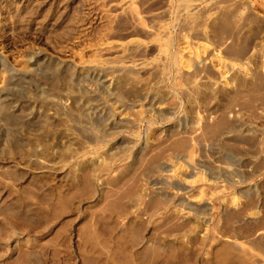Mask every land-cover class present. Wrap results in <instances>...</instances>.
I'll list each match as a JSON object with an SVG mask.
<instances>
[{
  "label": "rangeland",
  "instance_id": "1",
  "mask_svg": "<svg viewBox=\"0 0 264 264\" xmlns=\"http://www.w3.org/2000/svg\"><path fill=\"white\" fill-rule=\"evenodd\" d=\"M0 89V264H264V0H0Z\"/></svg>",
  "mask_w": 264,
  "mask_h": 264
},
{
  "label": "bare ground",
  "instance_id": "2",
  "mask_svg": "<svg viewBox=\"0 0 264 264\" xmlns=\"http://www.w3.org/2000/svg\"><path fill=\"white\" fill-rule=\"evenodd\" d=\"M29 55V54H28ZM27 57V56H26ZM35 58V57H34ZM41 59V58H40ZM43 60V59H42ZM37 61V60H36ZM39 61V60H38ZM37 61V62H38ZM45 61V60H44ZM3 63V62H2ZM36 63V62H35ZM41 63V62H40ZM45 63V62H44ZM42 64H39V63H37L36 65L34 64L33 65V67L35 66V67H37L38 66V68L40 67V69L42 68V66H41ZM44 66H45V64H43ZM32 67V68H33ZM44 69V68H43ZM31 70L32 69H30V70H25V72H24V74H27L28 72H31ZM34 70V69H33ZM42 71V70H41ZM44 71H46V70H44ZM18 74V73H17ZM16 74V75H17ZM21 74V73H20ZM31 74V73H30ZM18 76H20V75H18ZM24 78V77H23ZM30 79V78H29ZM98 83V82H97ZM101 84V83H100ZM99 84V85H100ZM102 85V84H101ZM4 86V85H3ZM104 86V85H103ZM8 89V88H7ZM105 89V88H104ZM107 91V90H106ZM152 95V94H151ZM153 95H155V94H153ZM160 96V95H159ZM146 97H147V95H146ZM151 98H153V97H151ZM159 98V97H158ZM157 98V99H158ZM154 99H155V97H154ZM8 101H7V98L4 96V89H0V117H1V119H4V122H5V120H8V118H9V114H10V112H11V115H12V113L15 111V109H16V105H12V103H7ZM8 104V106L10 105V109H8V111H5V110H3V108H2V105L4 106V105H7ZM90 109V108H89ZM97 109V108H96ZM102 109V108H101ZM91 110H92V108H91ZM90 110V111H91ZM95 111H97V110H93L92 112H94V113H96L95 114V118L96 119H98V118H100L101 116H102V113H103V111L102 112H95ZM108 112V111H107ZM105 113V112H104ZM111 115V114H110ZM91 118V117H90ZM96 119H93L92 118V120L93 121H95ZM15 121V120H14ZM2 122H3V120H2ZM7 122V121H6ZM96 122H97V120H96ZM15 123V122H14ZM0 125H1V122H0ZM229 169V168H228ZM227 169V170H228ZM227 170H226V172H227ZM229 171H231L230 169H229ZM222 172V171H221ZM224 172V171H223ZM214 173V172H213ZM228 174V173H227Z\"/></svg>",
  "mask_w": 264,
  "mask_h": 264
}]
</instances>
